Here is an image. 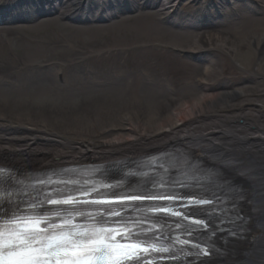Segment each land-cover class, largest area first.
Wrapping results in <instances>:
<instances>
[{"label":"bare ground","instance_id":"obj_1","mask_svg":"<svg viewBox=\"0 0 264 264\" xmlns=\"http://www.w3.org/2000/svg\"><path fill=\"white\" fill-rule=\"evenodd\" d=\"M19 1L5 2L6 5H12V12L18 13L19 16H29L32 19L38 15L33 6L26 3L20 5ZM65 1L47 0L39 10L48 11L58 19L74 22L72 18L76 16L84 1L89 3L88 9L92 12L88 13L90 17L99 16L101 13L108 17V11L109 14L114 13L117 16L135 13L148 5L158 12L161 20L175 24L173 17L181 3L202 2ZM256 2L261 1L207 0L203 9L182 16L179 20L183 27H197L201 22L199 19L210 6L223 11L239 8L240 4L254 6ZM90 23L91 21L82 22L86 25ZM7 33L4 31L3 36L1 35L0 51L6 47L9 40ZM19 37L21 36L18 35ZM177 48L191 55L208 48L221 51L244 70L264 75V26L255 28L249 35H233L227 31L208 32L203 41L197 42L196 39L192 45ZM89 59L91 58L87 60ZM202 59L200 60L204 61L205 67L199 83L203 89L187 90L180 96L170 89V96L149 100L144 107L126 110L117 118V122L110 124L98 140L72 141L59 133L58 131L83 129L77 128L75 123L71 124L61 112L48 119L42 116L45 111H50L46 110L47 105H42L41 102L45 95L35 97L33 104L12 102L9 108L0 106V163L33 170L85 165L114 166L119 161L142 159L156 151L173 148L190 150L198 154L203 161L218 165L224 174L242 185L241 207L250 228L254 230L250 244L243 249L238 244L234 245L232 251H237V255L235 253L231 259H220L221 261L214 264H264V89H208V76L210 71L214 70L215 59L209 56ZM47 63L46 68L54 71L57 82L66 83L64 74L68 65L52 60ZM112 108L114 107L106 109L105 112ZM32 114L38 117H31Z\"/></svg>","mask_w":264,"mask_h":264},{"label":"rangeland","instance_id":"obj_2","mask_svg":"<svg viewBox=\"0 0 264 264\" xmlns=\"http://www.w3.org/2000/svg\"><path fill=\"white\" fill-rule=\"evenodd\" d=\"M260 1L253 12L241 6L237 11L210 8L206 26L200 25L199 30L174 26L146 10L89 27L56 18L6 31L9 40L0 51V106L33 104L35 97L45 95L41 102L50 111L42 116L48 119L61 112L71 124L83 129L59 133L72 141L98 140L126 110L170 96V89L178 96L203 89L199 80L205 64L200 59L205 56L215 59L212 71L216 73L210 71L208 89H264L263 74L244 70L224 52L208 48L191 55L177 48L192 45L196 39L203 41L208 32L249 35L264 26V0ZM203 2L207 0L181 3L174 20L197 12ZM1 35L3 32L0 40ZM48 60L68 65L65 84L58 83L54 71L46 68Z\"/></svg>","mask_w":264,"mask_h":264},{"label":"snow or ice","instance_id":"obj_3","mask_svg":"<svg viewBox=\"0 0 264 264\" xmlns=\"http://www.w3.org/2000/svg\"><path fill=\"white\" fill-rule=\"evenodd\" d=\"M145 199H176L174 193L161 194H133L122 197V200H145ZM51 204H79V200L75 197L68 196L64 200L49 199ZM205 201H200L204 203ZM97 203H111L110 201H99ZM34 207V206H33ZM109 215H118L113 209H108ZM155 211L163 212L166 209H156ZM7 214V213H5ZM80 215H84L80 213ZM92 214H89L91 216ZM179 215V213H177ZM17 222L23 223L24 228L11 227L9 235L0 240V264H46L43 254L48 256L59 254L61 251L67 253V249L71 247L76 250L72 252L74 259L57 261V264H93V261L101 262V264H119L120 256L114 255L119 245H114L110 241L111 236L108 235L113 230L108 228H98L90 230L88 228H77L72 225L71 217L64 219L63 226H70L74 229L71 233L60 232L58 235L42 236L45 231L40 228L41 224L49 222L47 217L34 216H17L10 224L15 225ZM199 223V222H198ZM53 228H56L53 225ZM2 235V234H0ZM39 245V247H34ZM130 247H138V245H130ZM82 249L84 254L78 250ZM166 251L167 249H162ZM125 256L131 258L130 253Z\"/></svg>","mask_w":264,"mask_h":264},{"label":"water","instance_id":"obj_4","mask_svg":"<svg viewBox=\"0 0 264 264\" xmlns=\"http://www.w3.org/2000/svg\"><path fill=\"white\" fill-rule=\"evenodd\" d=\"M253 240V237L250 239H248L247 241H241V243L239 244V243H237V242H233L231 245H235V244H238L239 246H240V248L241 249H243L244 248V246H246V245H248V244H250V242ZM232 250H233V248H232ZM232 250H229V252H228V255H227V257H226V259L227 258H232L233 257V255L237 252V251H232ZM236 255H237V253H236ZM218 261H221L220 259L219 260H217V262ZM214 263H215V261H214ZM210 264H213V263H210Z\"/></svg>","mask_w":264,"mask_h":264}]
</instances>
